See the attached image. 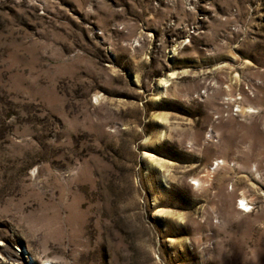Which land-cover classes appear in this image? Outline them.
<instances>
[{
    "label": "rangeland",
    "instance_id": "1",
    "mask_svg": "<svg viewBox=\"0 0 264 264\" xmlns=\"http://www.w3.org/2000/svg\"><path fill=\"white\" fill-rule=\"evenodd\" d=\"M0 264H264V0H0Z\"/></svg>",
    "mask_w": 264,
    "mask_h": 264
},
{
    "label": "bare ground",
    "instance_id": "2",
    "mask_svg": "<svg viewBox=\"0 0 264 264\" xmlns=\"http://www.w3.org/2000/svg\"><path fill=\"white\" fill-rule=\"evenodd\" d=\"M243 209V208H242ZM245 209V208H244Z\"/></svg>",
    "mask_w": 264,
    "mask_h": 264
}]
</instances>
